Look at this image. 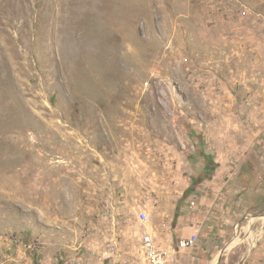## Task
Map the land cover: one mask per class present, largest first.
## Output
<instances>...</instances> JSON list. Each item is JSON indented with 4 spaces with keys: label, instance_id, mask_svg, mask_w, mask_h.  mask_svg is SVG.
<instances>
[{
    "label": "rangeland",
    "instance_id": "rangeland-1",
    "mask_svg": "<svg viewBox=\"0 0 264 264\" xmlns=\"http://www.w3.org/2000/svg\"><path fill=\"white\" fill-rule=\"evenodd\" d=\"M145 233L264 264V0H0V264H142Z\"/></svg>",
    "mask_w": 264,
    "mask_h": 264
},
{
    "label": "built area",
    "instance_id": "built-area-1",
    "mask_svg": "<svg viewBox=\"0 0 264 264\" xmlns=\"http://www.w3.org/2000/svg\"><path fill=\"white\" fill-rule=\"evenodd\" d=\"M194 205L195 201L191 200L190 206ZM139 219L141 221H146L147 214L145 211H140ZM198 231L199 227H197L192 234L178 239L177 248L180 250L193 248L198 240ZM139 254L142 264H171L167 250L160 246L155 240V237L150 233L142 235ZM72 262L75 261L73 260ZM77 263L80 264L81 262L79 263L77 261Z\"/></svg>",
    "mask_w": 264,
    "mask_h": 264
},
{
    "label": "crops",
    "instance_id": "crops-1",
    "mask_svg": "<svg viewBox=\"0 0 264 264\" xmlns=\"http://www.w3.org/2000/svg\"><path fill=\"white\" fill-rule=\"evenodd\" d=\"M204 208V209H202ZM199 212H198V216L193 218L195 219V222H202V223H208L210 224V226L208 228H214V225H220L219 227L225 225V223L231 222L232 221V217L234 216L235 213H233L232 217L230 214L227 213H218L217 211H214L211 208H208V215L204 216V212H206V208L202 207ZM186 215L185 214H179L178 217L176 218V222L175 225L178 226L180 223H186ZM216 218L220 219L221 221L216 220ZM224 233V229L220 231L218 237L215 236L214 238L211 239V237L209 239L206 240V242H209V249L210 248H214L217 247L218 243H223L225 237L223 236ZM200 246V245H199ZM198 246V247H199ZM165 247L166 249H168L171 252V257L173 256V253H176L177 250H175V247L173 246L172 240H171V235L168 236L167 241L165 243ZM193 259L197 258L194 253L192 254Z\"/></svg>",
    "mask_w": 264,
    "mask_h": 264
},
{
    "label": "water",
    "instance_id": "water-1",
    "mask_svg": "<svg viewBox=\"0 0 264 264\" xmlns=\"http://www.w3.org/2000/svg\"><path fill=\"white\" fill-rule=\"evenodd\" d=\"M229 245H230V243L226 244L223 248H221L220 253H219L218 257H217V260L215 261V264L217 262H219L221 254L228 248Z\"/></svg>",
    "mask_w": 264,
    "mask_h": 264
},
{
    "label": "bare ground",
    "instance_id": "bare-ground-1",
    "mask_svg": "<svg viewBox=\"0 0 264 264\" xmlns=\"http://www.w3.org/2000/svg\"><path fill=\"white\" fill-rule=\"evenodd\" d=\"M241 239H239V238H237L236 240H233L231 243H230V245L228 246V248L229 247H231L232 245H234V244H236L238 241H240Z\"/></svg>",
    "mask_w": 264,
    "mask_h": 264
}]
</instances>
